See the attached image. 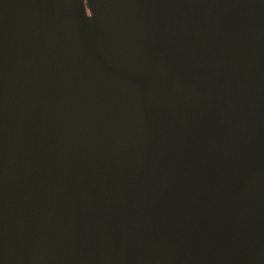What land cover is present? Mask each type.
I'll use <instances>...</instances> for the list:
<instances>
[{
  "label": "water",
  "instance_id": "water-1",
  "mask_svg": "<svg viewBox=\"0 0 264 264\" xmlns=\"http://www.w3.org/2000/svg\"><path fill=\"white\" fill-rule=\"evenodd\" d=\"M87 1L0 0V264H264V0Z\"/></svg>",
  "mask_w": 264,
  "mask_h": 264
},
{
  "label": "bare ground",
  "instance_id": "bare-ground-1",
  "mask_svg": "<svg viewBox=\"0 0 264 264\" xmlns=\"http://www.w3.org/2000/svg\"><path fill=\"white\" fill-rule=\"evenodd\" d=\"M188 102L190 105L191 110H193L195 108V99L193 94V88L191 86L188 87Z\"/></svg>",
  "mask_w": 264,
  "mask_h": 264
},
{
  "label": "flooded vegetation",
  "instance_id": "flooded-vegetation-1",
  "mask_svg": "<svg viewBox=\"0 0 264 264\" xmlns=\"http://www.w3.org/2000/svg\"><path fill=\"white\" fill-rule=\"evenodd\" d=\"M83 2H84V5H85L86 17L89 18V20H90L91 17H92V12H91L90 7L88 5V1L87 0H83Z\"/></svg>",
  "mask_w": 264,
  "mask_h": 264
}]
</instances>
